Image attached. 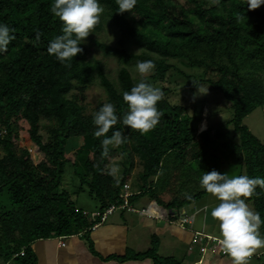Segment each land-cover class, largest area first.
<instances>
[{
    "label": "trees",
    "instance_id": "trees-1",
    "mask_svg": "<svg viewBox=\"0 0 264 264\" xmlns=\"http://www.w3.org/2000/svg\"><path fill=\"white\" fill-rule=\"evenodd\" d=\"M53 2L0 0V22L8 24L15 37L8 50L0 53V264H35L31 243L76 234L92 225L90 216L76 209L62 185L71 163L66 145L72 137H81L83 142L84 166L76 172L80 191L87 186L103 211L125 203L123 189L132 178L133 153L126 155L119 180L109 170L118 148L110 145L107 153L102 152L103 137L93 135L92 115L85 114V106L72 93L76 87L83 91L98 81L105 88L118 116L105 135L119 130L122 142L118 147L125 151L132 146L147 159L142 185L130 202L150 195L165 208L179 209L207 194L199 186L200 176L213 169L223 173L225 163L239 166L238 175L264 177V143L244 123L256 108L264 106V5L248 9L246 0H221V7H206L200 0H137L132 15L116 12L115 0H100L104 11L93 31L103 28L106 15L120 32L117 45L95 41L106 56H116L123 64L113 81L102 61L89 57L85 42L70 66L47 52L49 41L61 34L62 26L50 10ZM133 43L141 48L140 53L130 51ZM170 58L203 68L198 77L187 74L189 88H198L195 81L220 91L232 112L226 122L196 134V110L188 113L186 106L171 102L162 91L157 102L162 115L154 129L140 134L120 122L127 111L122 92L138 80L133 79L129 65L136 59L153 60L151 77L156 79L170 68ZM22 118L28 121L30 137L49 164H36L28 149L18 148ZM42 126L51 141H43ZM256 192L247 201L263 219L264 190L257 186ZM163 194L170 200L162 199ZM157 243L154 238L148 252L121 259L150 256L156 264L172 261L157 254Z\"/></svg>",
    "mask_w": 264,
    "mask_h": 264
},
{
    "label": "clouds",
    "instance_id": "clouds-1",
    "mask_svg": "<svg viewBox=\"0 0 264 264\" xmlns=\"http://www.w3.org/2000/svg\"><path fill=\"white\" fill-rule=\"evenodd\" d=\"M115 2L118 5L116 12L128 11L134 15L133 9L137 0ZM214 2L218 3L219 0ZM246 5L248 9H256L264 5V0H246ZM50 10L59 18L62 26L61 34L49 41L47 52L54 55L60 64L70 66L76 54L83 51L80 45L94 32L93 29L99 22L104 8L100 0H54ZM10 32L9 25L0 22V53L6 52L9 43L15 38ZM35 39L40 40L39 32L36 33ZM154 68L153 60L137 61L135 72L138 74V80L137 76H133L137 82L130 90L122 92L127 111L119 120L130 129L138 130L140 134L154 129L162 115L157 107L162 93L145 79ZM193 83L197 85L200 93L208 91L195 81ZM117 121L116 107L110 101L103 102L99 109L92 113V123L95 126L93 135L97 138L103 137V153L109 151L110 145L122 142L119 130H113L110 137L105 135ZM199 186L217 201L210 215L218 224V243L221 250L231 258V264H248L252 253L264 248V236L259 231L264 220L246 201L253 195H258L257 186L264 190V177L229 176L213 169L203 172L199 178Z\"/></svg>",
    "mask_w": 264,
    "mask_h": 264
},
{
    "label": "crops",
    "instance_id": "crops-1",
    "mask_svg": "<svg viewBox=\"0 0 264 264\" xmlns=\"http://www.w3.org/2000/svg\"><path fill=\"white\" fill-rule=\"evenodd\" d=\"M132 182L131 178L128 182L131 196L142 185L137 184L135 190ZM131 196L127 204L135 210L122 207L126 202L115 205L117 208L93 230L90 227L100 219L89 217L92 225L79 233L42 238L31 243L35 264H156L150 256L121 259L127 254L148 252L153 247L154 238L158 239L157 254L171 258V263L231 264V258L221 252L219 243L211 239H219L218 224L210 215L217 201L211 194L207 193L179 209L165 208L150 195H147V201H144L145 195L130 202ZM117 210L122 212L117 213ZM93 211L103 212L101 209ZM185 218L188 221H182ZM259 231L264 236L263 224ZM263 255L264 248H259L251 257Z\"/></svg>",
    "mask_w": 264,
    "mask_h": 264
},
{
    "label": "rangeland",
    "instance_id": "rangeland-1",
    "mask_svg": "<svg viewBox=\"0 0 264 264\" xmlns=\"http://www.w3.org/2000/svg\"><path fill=\"white\" fill-rule=\"evenodd\" d=\"M175 1L185 3V0ZM200 1L206 7L214 5L220 7L222 6L221 0H219L218 3L214 2V0ZM103 17V28L100 31L91 32L90 36L85 40V43L89 49V57L101 60L109 77L113 81H116L118 71L123 64L117 59L116 56H106L103 51L97 47L95 41L100 40L112 45H117L120 38V32L116 26L110 23V20L108 21V16L104 15ZM129 49L135 53L141 52V48L136 43L131 44ZM137 61L144 60L136 59L129 65V67L133 76H137L138 78V74L135 72V65ZM168 63H170L171 66L166 71L164 76L154 79L151 77L154 72L153 70L146 76V78H149L155 88L165 92L171 102L186 106L188 113L192 114L196 110L199 118L198 121L195 122L197 129L196 134H199L209 126L214 127L216 124L226 122L227 119L232 116V112H229L230 104L217 89L205 83L201 85L205 88V90L208 89L206 93H200L198 88L196 90H191L189 88L190 84L189 80L187 79V74L198 77L203 73L202 67L191 66L186 60L181 58H170ZM72 93L77 95L79 102L85 106L86 115H92L93 112L99 109L103 102L109 101V96L105 88L100 85L98 81H95L83 91L76 87L73 89ZM43 122H45V120H43ZM244 123L264 143V106L256 108L245 118ZM19 124L20 130L18 131V137L16 139L18 148L28 149L31 152L32 159L36 164H39L43 161L47 163L50 162L48 161V157L45 155V153H43L32 141L29 133L28 121L22 118L19 121ZM39 133L41 134L44 142L51 141L50 133L43 126L40 127ZM82 143L81 137H72L68 140L66 145V155L71 159V163L67 165L66 172L62 179V185L69 192V194H71L70 198L74 201V206L80 212L83 210H100L99 200L95 197H92L89 188L84 186L85 189L83 191H80L79 189L81 187V183L79 177L76 175V172L81 171L82 167L84 166ZM113 146L118 148V152L110 160L109 170L113 172V169H115L113 174H115V176L120 180L124 172L126 155L133 153L131 160L134 163V166L131 170L133 181L131 185H133L134 189L137 190V184L140 185L143 182L141 176L142 173L145 172L147 159L138 151H135L134 147L132 146L125 151H123L121 147L119 148L118 144ZM129 164L130 163H127V166H129ZM223 167V173H227L229 176L238 175L239 173V166H227L225 163ZM153 179H155V177H153ZM144 198V201H147V195ZM161 198L165 199V201L170 200V197H168L166 194H163ZM248 205L251 209L257 212V209L252 202L248 203ZM116 212H122V210H117ZM248 264H264V255L261 257H250Z\"/></svg>",
    "mask_w": 264,
    "mask_h": 264
},
{
    "label": "built area",
    "instance_id": "built-area-1",
    "mask_svg": "<svg viewBox=\"0 0 264 264\" xmlns=\"http://www.w3.org/2000/svg\"><path fill=\"white\" fill-rule=\"evenodd\" d=\"M130 189V184H126L125 186H124V189H123V196L125 197V204L122 206V207H124V206H129L127 203H128V198H129V196H131V191L129 190ZM117 208V206H115V205H112V206H110L109 208H107V209H105L103 212H99V211H92V212H89V211H85L84 213L85 214H87V215H89L91 218H93V219H97V218H99L100 220L98 221V220H96L97 222L95 223V224H93L91 227H90V229H95L96 227H98V225L101 223V222H103V221H105L106 219H107V216L110 214V213H112L115 209ZM130 210H135V208H133L132 206H129L128 207ZM143 211H146L145 209H143ZM182 221H188V218H185L184 220H182ZM211 239H213L214 241H217L218 242V239L217 238H213V237H211ZM215 246H217V245H215ZM220 250H221V247H220ZM221 252L222 253H224L222 250H221ZM21 253H23V252H21Z\"/></svg>",
    "mask_w": 264,
    "mask_h": 264
}]
</instances>
